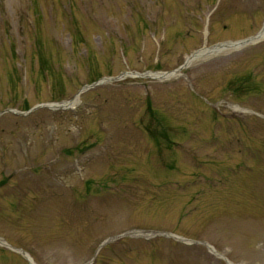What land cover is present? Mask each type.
I'll list each match as a JSON object with an SVG mask.
<instances>
[{"label":"rangeland","instance_id":"obj_1","mask_svg":"<svg viewBox=\"0 0 264 264\" xmlns=\"http://www.w3.org/2000/svg\"><path fill=\"white\" fill-rule=\"evenodd\" d=\"M263 24L264 0H0V112L78 96L0 115V264H264V39L227 47Z\"/></svg>","mask_w":264,"mask_h":264},{"label":"bare ground","instance_id":"obj_2","mask_svg":"<svg viewBox=\"0 0 264 264\" xmlns=\"http://www.w3.org/2000/svg\"><path fill=\"white\" fill-rule=\"evenodd\" d=\"M264 39V24H263V28L262 30L259 32V34L257 35V37L255 39H253L252 41H250L251 43L253 42H257L259 40H262ZM228 48H233V47H236V45L232 44V45H227ZM226 47V48H227ZM222 49L221 48H217L215 50H212V49H207V48H204L202 50H199L197 51L196 53H194L193 55H191L189 58H187L185 64L186 66H189L191 65L194 61L198 60V59H201V58H204L208 55H210L211 53H215V52H219L221 51ZM179 72H171V73H152V74H149L148 76L152 79H157V80H169L171 78H174V77H177L179 76ZM78 103V97H75L73 100L69 101V102H66V103H63L61 105H52V108H63V109H72L74 108ZM0 243L3 244V241L0 240ZM212 251V250H211ZM213 253V251H212ZM27 259L29 261H32L33 260L31 259L30 256H27Z\"/></svg>","mask_w":264,"mask_h":264},{"label":"water","instance_id":"obj_3","mask_svg":"<svg viewBox=\"0 0 264 264\" xmlns=\"http://www.w3.org/2000/svg\"><path fill=\"white\" fill-rule=\"evenodd\" d=\"M256 37H257V36H256ZM256 37L250 38V39L245 40V41H242V42H238V43H236V44L244 45V44H246V43H250V41H252V40L255 39ZM187 67H188V66H186V64H184V65H182L181 67H179L177 70H175L174 72H179V71H181V70H183V69H186ZM125 76H126V74H121V75L118 76V77L110 78V79H105V80H106V81H117V80H120L121 78H123V77H125ZM99 83H100V81L97 82V83H95V84H93V85H91V86H86L83 90H87V89H89V88H91V87H94V86L98 85ZM83 90H81L80 93H81ZM61 104H62V103H61ZM61 104H59V105H61ZM41 106H43V107H48L47 105H41ZM37 107H40V106H36V107L32 108L30 111L26 112L25 114L30 113L32 110H34V109L37 108ZM59 108H61V107H59ZM8 111H10V110H8ZM8 111H5V112H8ZM5 112H2V113H0V114H3V113H5ZM14 113H15V112H14ZM19 114H20V115H23V113H19ZM146 232H148V231H130V232L124 233V234L119 235V236L110 237V238L106 239L105 241H103V242L101 243V245H100L99 248L97 249L96 253L98 252V250H99L101 247L105 246L106 244H108V243H110V242H113V241H115V240H118V239H120V238H122V237H134V236H138V235H141V233H146ZM151 234H158V235H162V236H171V237H174V238H176V239H179L180 241H184L182 238H179V237H176V236H173V235H170V234L156 233V232H151ZM202 244L205 245V246H206L207 248H209L210 250L214 251L213 248L210 247L207 243L202 242ZM18 250H19V251L22 253V255L27 259V254H26V252H24L23 250H20V249H18ZM214 253L217 254V255H219V254H218L217 252H215V251H214ZM220 256H221V255H220ZM222 258H223V257H222ZM223 259L225 260V258H223ZM91 262H92V261H90V262L87 263V264H91ZM30 263L32 264L31 261H30Z\"/></svg>","mask_w":264,"mask_h":264},{"label":"trees","instance_id":"obj_4","mask_svg":"<svg viewBox=\"0 0 264 264\" xmlns=\"http://www.w3.org/2000/svg\"><path fill=\"white\" fill-rule=\"evenodd\" d=\"M99 79H97V80H95V81H93V82H96V81H98ZM28 110V109H27ZM79 152H81V153H83V151L82 150H79Z\"/></svg>","mask_w":264,"mask_h":264}]
</instances>
